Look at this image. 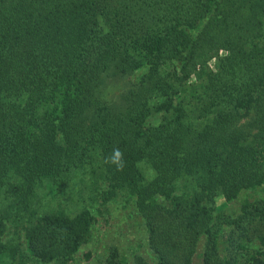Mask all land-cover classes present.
<instances>
[{
    "label": "trees",
    "instance_id": "1",
    "mask_svg": "<svg viewBox=\"0 0 264 264\" xmlns=\"http://www.w3.org/2000/svg\"><path fill=\"white\" fill-rule=\"evenodd\" d=\"M111 71L141 73L121 111L99 91ZM114 147L122 171L105 164ZM257 188L264 0H0V264H71L94 206L119 197L154 261L132 264H192L202 236V264H264V203L234 219L216 204ZM102 264L123 260L111 248Z\"/></svg>",
    "mask_w": 264,
    "mask_h": 264
},
{
    "label": "rangeland",
    "instance_id": "2",
    "mask_svg": "<svg viewBox=\"0 0 264 264\" xmlns=\"http://www.w3.org/2000/svg\"><path fill=\"white\" fill-rule=\"evenodd\" d=\"M222 54V53H221ZM214 60L209 62L212 67ZM140 72L127 75H120L109 72L102 79L99 87L101 93H105L108 101L114 105L115 109L121 111L124 107L123 96L126 92L136 85ZM158 118L151 119L156 123ZM240 125H246V120H242ZM65 197L76 196L77 188L64 189ZM264 203V189L257 188L254 190L243 191L239 196L226 203L222 198L216 200V204L221 208V213L234 219L241 213V205L245 202ZM94 225L92 236L89 242L83 245L77 254H75L71 264H102L111 248H116L119 252L123 264H132L137 255H141L150 263H153V257L149 253L147 246V237L143 226L142 219L136 213L132 203L128 199L119 197L116 200L106 204H98L93 208ZM24 223L12 222L7 223L4 235L5 240H10L24 250ZM264 228V225L260 226ZM262 228V229H263ZM233 229L231 226L221 228L218 238V248L220 254H225L229 245L228 235ZM249 247L256 244L255 234L250 233ZM205 237H201L197 243L192 264H202V253L204 250Z\"/></svg>",
    "mask_w": 264,
    "mask_h": 264
},
{
    "label": "clouds",
    "instance_id": "3",
    "mask_svg": "<svg viewBox=\"0 0 264 264\" xmlns=\"http://www.w3.org/2000/svg\"><path fill=\"white\" fill-rule=\"evenodd\" d=\"M105 164L114 166L117 171H122L126 164L124 152L119 147H114L112 152L105 157Z\"/></svg>",
    "mask_w": 264,
    "mask_h": 264
}]
</instances>
